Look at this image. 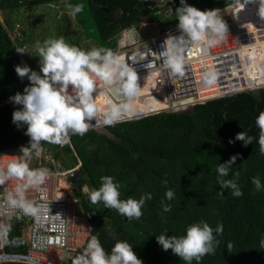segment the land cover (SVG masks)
<instances>
[{"label":"trees","instance_id":"trees-1","mask_svg":"<svg viewBox=\"0 0 264 264\" xmlns=\"http://www.w3.org/2000/svg\"><path fill=\"white\" fill-rule=\"evenodd\" d=\"M236 1L187 0V3L208 10ZM69 3L81 4L82 11L73 16L66 7ZM28 5L50 6L51 18L56 23L55 36L75 45L79 44L82 32H77L74 24L81 23L79 17L89 11L100 40L110 42L108 48H113L122 30L133 25L141 29L144 22L159 25L156 17L175 13L180 0H172L164 7L149 0H0V9L5 13ZM9 16L6 14L4 20L0 17V151L21 148L29 142L26 125L17 127L12 122L13 111L21 106L10 97L29 84L27 76L17 75L15 66H29L30 48L25 52L27 61L17 49L26 42L32 43L33 29L44 26L46 21L33 15L23 23ZM18 24L31 25L28 32L21 28L25 43L19 41L20 45L10 33ZM190 106L191 110L183 112L170 109L121 121L106 126V131L89 129L82 136L70 134V142L63 146L43 141L42 144L54 154L59 167L73 168L81 161L80 179L89 191L74 192L81 196L82 211L106 252L116 240H127L142 264H187L171 249L165 251L156 235L168 230L167 235L179 236L189 224L204 220L213 228L222 223L223 231L219 235L214 233L219 243L214 253L205 254L199 264H264V249H260V241L264 239V190L256 191L251 182L252 177L258 176L264 184V155L259 152V129L255 123L258 114L264 111V87ZM241 131L254 137L252 143L244 146L243 141L235 140ZM230 139L234 142L229 143ZM237 153L228 178L233 172H240L238 184L243 194L239 197L231 195L230 189H221L216 182L217 165ZM102 175H111L120 182L122 199L152 194L151 199H146L139 219H128L115 209L105 208L102 201L91 203L87 193L99 187ZM165 179L166 185L162 183ZM168 188L174 191L172 200L164 197ZM161 201L171 205L170 211L163 210ZM5 249H27L22 229L14 220L7 226ZM0 264L21 263L0 261Z\"/></svg>","mask_w":264,"mask_h":264},{"label":"clouds","instance_id":"clouds-1","mask_svg":"<svg viewBox=\"0 0 264 264\" xmlns=\"http://www.w3.org/2000/svg\"><path fill=\"white\" fill-rule=\"evenodd\" d=\"M259 3L264 4V0H259ZM66 7L72 15L82 11L81 4L69 3ZM172 11L168 9L169 13ZM258 11L264 14V8ZM175 16L180 35H168L163 42V50L159 52V58L169 75L183 73L184 53L189 46L195 45L207 52L223 40L228 32L226 22L222 16L217 15L215 9L201 10L187 3V0H180V6L175 8ZM137 34L135 25L122 30L117 47L135 43ZM17 51L25 52L22 48ZM36 51L39 71L27 65H16L17 75L21 78L27 76L29 84L25 85L22 92H16L10 97L13 103L21 106L13 111L12 122L17 127L26 125L25 134L30 139L27 145L21 146V154L14 155L15 158L0 166V185L6 181H15L5 193L8 208L39 219L40 212L49 205L36 203L29 198L28 193L29 190L39 189L47 178L46 168L30 167L33 156L39 158L42 154V141L63 146L70 142V134L82 136L90 125H114L122 121L131 114L133 103L141 95L144 86L138 83L137 71L128 63V58L112 48L83 49L68 43L62 36L50 35L42 42H37ZM205 82L211 83V78L206 77ZM101 96L104 97L103 104L99 102ZM93 120L95 123H92ZM255 123L259 129V152L264 155V111L258 114ZM253 139L245 131L235 136V140L243 141L244 146L252 143ZM232 142L230 139L229 143ZM238 155H232L216 167L217 184L221 189H230L231 195L235 197L243 194L238 184L240 172L235 171L231 178L228 177ZM44 163L42 166H45ZM60 168L67 171L66 174L76 169ZM66 174L64 179L70 185ZM251 182L256 191L264 190V184L258 176L252 177ZM162 183L166 185L167 180ZM81 189L83 192L89 191L82 184L79 189L73 188L78 191ZM72 194L80 198L81 206V196L75 192ZM87 194L91 203L102 201L105 208L115 209L128 219H139L146 199H151L152 195L145 193L139 199L132 196L122 199L120 182L111 175H102L99 187ZM220 195L223 196L222 192ZM164 197L172 200L174 191L168 188ZM161 206L165 212L170 211V204L161 201ZM52 219L56 230L63 233L65 227L61 215L57 213ZM167 231L156 235L162 248L165 251L171 249L187 264H192L193 260L199 264L205 254L214 253L219 243L216 235L222 233L223 224L218 222L213 228L208 222L200 220L186 226L182 235H167ZM231 247L229 243L227 248ZM260 249H264V239L260 241ZM71 261L72 264H142L133 245L127 240H116L110 251L106 252L95 235L88 239L82 251Z\"/></svg>","mask_w":264,"mask_h":264},{"label":"built area","instance_id":"built-area-1","mask_svg":"<svg viewBox=\"0 0 264 264\" xmlns=\"http://www.w3.org/2000/svg\"><path fill=\"white\" fill-rule=\"evenodd\" d=\"M149 1L156 6L164 7L172 0ZM244 1L246 0H237L227 6L212 8L216 10L217 15L222 16L228 32L225 33L223 40L207 52L198 49L195 45L189 46L184 53L185 66L182 74L169 75L159 58L166 37L180 35L177 25L145 38H138L135 43L119 48L118 51L128 58V63L137 71L138 83L141 87L144 86L140 96L160 97L168 102L167 109H172L173 101L176 100L195 98V101L188 104L190 105L262 88V86L244 85L246 74L242 68L243 57L238 49L242 46H248L250 49L253 47L252 43L264 37L262 26L256 28L250 22L240 21L241 18L235 16V6ZM244 57L249 59L247 55ZM234 66L238 69V74L235 75ZM206 77L211 78V83L205 82ZM155 85L161 86L165 96H161L157 91H151ZM42 149L41 156L35 157L38 166H34L35 160H31L30 167L33 164L31 168H46L47 178L39 189L29 190L28 196L36 203L49 207L40 212L39 219L24 216L19 210L9 209L5 203V193L15 181H6L4 185H0V261L24 264H72V258L82 251L92 235L97 236L101 242L88 218L78 213L80 198L68 192L65 187L59 186L60 182L56 181L58 176L65 177L67 171L54 170L47 165L42 166L43 160L46 164L52 162L54 165L53 157L43 144ZM19 154H21L20 148L0 151V166ZM45 156L49 162L46 161ZM57 213L64 220L63 233L58 232L54 227L55 222L52 218ZM13 220L22 229V236L27 246L24 251L5 249L7 226Z\"/></svg>","mask_w":264,"mask_h":264},{"label":"rangeland","instance_id":"rangeland-1","mask_svg":"<svg viewBox=\"0 0 264 264\" xmlns=\"http://www.w3.org/2000/svg\"><path fill=\"white\" fill-rule=\"evenodd\" d=\"M260 8V4L256 9H250L252 11H257L254 13H251L250 11H246L244 10L243 14H238L237 17H240V21H248L250 22L251 25H255L256 28H258V26H262L264 29V14L259 13L258 9ZM261 8H264V4H262ZM21 10V11H20ZM20 11V12H19ZM17 12V13H16ZM16 12L12 13V10H8L7 13L3 12L0 9V17L2 20L5 19V15L7 14L8 17H10L9 15L11 14L12 18H16L18 21L23 22L26 20H29L31 18V16L33 15H37L38 17H40V19H46V21H44V26H39L33 29L32 32L33 36V42L30 43L28 45V43L26 42V45H24V47L22 49L28 50L29 48V52H30V56H28V61L27 56L25 55V52L20 54L22 55V58L27 61V64L29 65L30 69L32 70H36L39 71L40 65H39V57L36 56L37 55V51H36V44L37 42H42L46 37L50 36V35H56L55 31H56V23H53V19L51 18L52 15V8L50 6L47 5H28V6H24L23 8L16 10ZM77 14V13H76ZM76 14H74L73 16H76ZM46 16V17H45ZM45 17V18H44ZM156 19L158 20V23H150V22H144L141 24V32L145 35L148 36L150 33H154V32H160L158 31V26L163 27V28H167L169 25L171 24H175L178 23V19H176L175 13H173L172 15H161V16H157ZM76 20V19H75ZM79 20L81 21V23H79L78 21H76V23L74 24V27L76 28L75 30H77V32H82V35L80 36L79 44L76 45L78 47H81L83 49H89L91 47H105L108 48L110 42H104L102 40H100V36L98 33V30L95 26L94 23V19L91 15V13L87 10L84 11V14L82 16L79 17ZM79 23V24H77ZM21 28H24L26 30V32H28V30H31V25H23L20 26V24L16 25L15 28L10 29V33L12 35V37L16 40L17 44L20 45L21 43H25L22 37V34L24 35V33L22 32ZM82 30V31H81ZM264 31V30H263ZM27 34V33H25ZM143 36V37H145ZM20 41V42H19ZM118 40L116 39V42ZM256 41H262V45H260L259 47H257L255 50H253L252 48H248L247 50L244 51L243 48L238 49L239 53L241 54V56L243 57V62H242V68H243V72H245L246 74V80H248L245 83H260L257 86H261L264 83V37L263 39H258ZM70 44L71 43L69 40L67 41ZM75 45V44H74ZM29 46V47H28ZM20 49V46H19ZM113 50H117L118 51V47L115 46L112 48ZM29 54V53H28ZM244 55H247L249 57V59H246L244 57ZM260 56L257 57V56ZM234 69V75L238 74V69L236 66L233 67ZM262 77V78H261ZM251 78H255L253 81L250 80ZM237 79H235L236 81ZM137 100H141V97H137ZM192 105V104H190ZM188 105V107L186 108L187 110H191V106ZM164 109V108H162ZM161 110V108H152L151 111L149 112L150 114L148 115H153L156 113H159V111ZM165 111H168L170 109H164ZM162 110V111H164ZM144 117V116H143ZM142 118V117H140ZM108 126V125H107ZM102 131H106V127L102 129ZM51 156L54 159V167L53 165L47 160L48 158L45 159L47 162L49 163H44V165H47V167H53L54 170H60L61 168L56 164V159L54 154L52 155V153H50ZM45 162V160H43ZM38 163H36L34 166H37ZM56 165V166H55ZM81 165V161L79 162V164H77L75 167L80 166ZM31 167H33V164L31 165ZM59 177L62 178V176H58L56 178V181L59 183L61 181V185L63 186L65 183L66 185L64 186L68 192L73 193V187H71L70 185H68L66 182H64V180L59 179ZM65 178V177H63ZM81 211L78 210V213H83L81 206H79ZM84 215V213H83Z\"/></svg>","mask_w":264,"mask_h":264},{"label":"bare ground","instance_id":"bare-ground-1","mask_svg":"<svg viewBox=\"0 0 264 264\" xmlns=\"http://www.w3.org/2000/svg\"><path fill=\"white\" fill-rule=\"evenodd\" d=\"M256 6H257V0H246L242 3H240L239 5L235 6L234 14L237 17V15L240 14L241 12H244V10L249 11L248 10L249 7L255 8ZM251 45L253 46L251 48L253 50H255L257 47L262 45V41H255ZM241 48H243L245 51L249 47L248 46H242L239 49H241ZM254 79L251 78L250 80L253 81ZM248 80H245V82H247ZM245 82H244V84H246ZM151 91H157L161 94V96H165V93L163 92L160 85H157V86L155 85L154 88L152 87ZM139 97H141V100L135 99V101L133 103V108H132L131 114L128 115L127 117H131L134 115L141 116L144 113L149 114V112L151 111L152 108H161V110H162V108L167 109V107L169 106L168 102L164 101L162 98L157 97V96H150V97H145V98H143L142 96H139ZM103 100H104L103 96L99 97V102L101 104H103ZM92 123H95V120H93ZM94 126L100 127V126H103V124H100V125L93 124V125H90L89 127H94ZM62 180H64V182H66L64 178H62ZM63 184H64V186L66 185L65 183H63ZM59 186H60V184H59Z\"/></svg>","mask_w":264,"mask_h":264},{"label":"water","instance_id":"water-1","mask_svg":"<svg viewBox=\"0 0 264 264\" xmlns=\"http://www.w3.org/2000/svg\"><path fill=\"white\" fill-rule=\"evenodd\" d=\"M260 87V86H259ZM264 87V85L262 86ZM195 101V98H185V99H181V100H176L173 101V108L171 109L172 111H178V112H183L186 111V108L188 107V104ZM163 110V109H162ZM160 110V111H162ZM150 114V113H149ZM148 114H142L141 116H131V117H126L123 120H127V119H132V118H140L143 116H146ZM107 125H103V126H94L92 128L97 129L99 131H102L103 128H105ZM63 169H66V167H63ZM80 173H81V169L80 168H76L73 169L71 171H69L66 174V178L70 184L71 187L79 189L81 187V179H80Z\"/></svg>","mask_w":264,"mask_h":264},{"label":"crops","instance_id":"crops-1","mask_svg":"<svg viewBox=\"0 0 264 264\" xmlns=\"http://www.w3.org/2000/svg\"><path fill=\"white\" fill-rule=\"evenodd\" d=\"M259 4H260V3H259V0H257V6H256L255 8L249 7L248 10H249V11H252V10H250V9H253V10L256 9V8L259 6ZM177 24H178V23L171 24V25H169L167 28H169L170 26H173V25H177ZM158 27H159V26H158ZM167 28H166V29H167ZM166 29H165V30H166ZM161 31H162V30H161ZM137 32H138L139 34H137L136 39H138V38H145V37H146V36L143 37V33L141 32V29L137 28ZM32 160H35V156H33ZM32 163H33V162H32ZM35 163H38V160H35ZM61 179H62V178H61ZM61 179H60V180H61ZM60 186H62V185H61V182H60ZM62 187H64V185H63Z\"/></svg>","mask_w":264,"mask_h":264}]
</instances>
